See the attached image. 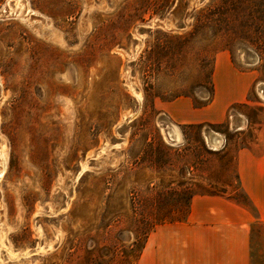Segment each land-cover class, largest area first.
Instances as JSON below:
<instances>
[{"label": "rangeland", "instance_id": "374dc122", "mask_svg": "<svg viewBox=\"0 0 264 264\" xmlns=\"http://www.w3.org/2000/svg\"><path fill=\"white\" fill-rule=\"evenodd\" d=\"M257 133L264 0H0V264H137L193 196L254 214L235 166Z\"/></svg>", "mask_w": 264, "mask_h": 264}, {"label": "crops", "instance_id": "0c3cea01", "mask_svg": "<svg viewBox=\"0 0 264 264\" xmlns=\"http://www.w3.org/2000/svg\"><path fill=\"white\" fill-rule=\"evenodd\" d=\"M235 173L254 214L222 196H193L186 222L157 227L147 238L137 264H195V230H201L202 236L205 230H216V264H251V224L254 220L264 223V133H257L249 146L239 149Z\"/></svg>", "mask_w": 264, "mask_h": 264}, {"label": "bare ground", "instance_id": "6f19581e", "mask_svg": "<svg viewBox=\"0 0 264 264\" xmlns=\"http://www.w3.org/2000/svg\"><path fill=\"white\" fill-rule=\"evenodd\" d=\"M166 129H167V136L169 137L170 140L175 142L179 140L178 132L174 125L167 123Z\"/></svg>", "mask_w": 264, "mask_h": 264}]
</instances>
